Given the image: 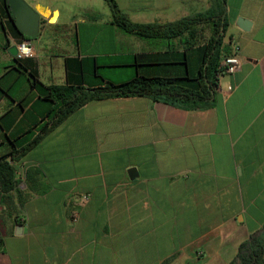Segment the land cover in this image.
Instances as JSON below:
<instances>
[{
  "label": "crops",
  "instance_id": "crops-1",
  "mask_svg": "<svg viewBox=\"0 0 264 264\" xmlns=\"http://www.w3.org/2000/svg\"><path fill=\"white\" fill-rule=\"evenodd\" d=\"M25 1L40 17L33 57L9 51L28 38L0 0V157L17 178L0 190V264H229L264 228V0H223V41L238 44L241 64L217 77L210 106L143 95L89 100L13 159L54 107L30 74L85 88L139 75L188 83L203 56L202 41L124 31L106 0ZM115 1L136 23L211 5ZM79 193L89 195L82 205Z\"/></svg>",
  "mask_w": 264,
  "mask_h": 264
},
{
  "label": "trees",
  "instance_id": "trees-1",
  "mask_svg": "<svg viewBox=\"0 0 264 264\" xmlns=\"http://www.w3.org/2000/svg\"><path fill=\"white\" fill-rule=\"evenodd\" d=\"M106 1L113 22L126 32L149 38L171 39L184 36V41L187 40L189 44L202 41L200 50L203 51V56L197 75L188 83L178 77L139 75L122 84L105 83L103 86L85 88L63 84L44 85L34 74H30L31 85L44 92L45 98L51 100L54 107L50 118L43 123L34 139L12 153L13 159L24 154L44 134L89 100L143 95L183 108L197 109L211 105L217 73L221 69L220 63L230 53L229 46L223 41L228 26L223 0H211V5L203 12L165 23L133 22L120 10L115 0ZM15 175L14 166L0 157V190L5 192L12 189L17 182ZM1 245L0 238V247ZM229 264H264V228L240 243Z\"/></svg>",
  "mask_w": 264,
  "mask_h": 264
},
{
  "label": "water",
  "instance_id": "water-1",
  "mask_svg": "<svg viewBox=\"0 0 264 264\" xmlns=\"http://www.w3.org/2000/svg\"><path fill=\"white\" fill-rule=\"evenodd\" d=\"M6 4L13 17L14 24L18 31L28 39L37 37L39 33V14L25 0H6ZM237 25L242 29H248L250 21L240 17ZM9 51L16 55L17 45H11ZM136 171L135 167H130L128 173L130 176Z\"/></svg>",
  "mask_w": 264,
  "mask_h": 264
},
{
  "label": "built area",
  "instance_id": "built-area-1",
  "mask_svg": "<svg viewBox=\"0 0 264 264\" xmlns=\"http://www.w3.org/2000/svg\"><path fill=\"white\" fill-rule=\"evenodd\" d=\"M17 45V57H33L35 55V47L29 39H23ZM241 64L240 48L237 43L231 44L230 53L225 56L220 63V71L217 73V77L221 73H233L236 71ZM77 199V205H82L89 199L87 193H79L75 195ZM72 219H76V213H72Z\"/></svg>",
  "mask_w": 264,
  "mask_h": 264
}]
</instances>
